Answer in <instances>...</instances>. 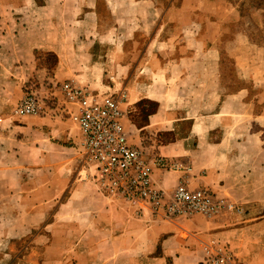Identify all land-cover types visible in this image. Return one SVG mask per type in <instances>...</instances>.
<instances>
[{
    "label": "crops",
    "instance_id": "obj_1",
    "mask_svg": "<svg viewBox=\"0 0 264 264\" xmlns=\"http://www.w3.org/2000/svg\"><path fill=\"white\" fill-rule=\"evenodd\" d=\"M219 1L226 8L186 0L166 12L191 21L195 12L239 18L231 2ZM98 3L0 0V110L28 91L50 97L39 115L1 122L0 264H203L214 245L231 249L237 264H264V65L255 56L246 64L238 53L230 56L242 85L229 91L221 50L207 40L187 41L188 52L174 60L163 58L154 37L143 55L131 58V51L128 60L121 42L108 45ZM37 52L56 57L50 73ZM66 81L90 90L123 84L131 110L156 104L145 124L127 118L133 143L149 139L147 155L192 165V187L226 196L245 212L168 219L105 196L83 167L69 116L76 108L56 89ZM165 133L174 138L160 146L156 137ZM171 173L155 168L154 181L172 190L181 174Z\"/></svg>",
    "mask_w": 264,
    "mask_h": 264
},
{
    "label": "built area",
    "instance_id": "obj_2",
    "mask_svg": "<svg viewBox=\"0 0 264 264\" xmlns=\"http://www.w3.org/2000/svg\"><path fill=\"white\" fill-rule=\"evenodd\" d=\"M66 101L76 110L69 113L80 131L83 167L110 198L132 207L147 209L155 216L189 220L195 216L218 218L225 213L240 215L242 205L207 188L192 187V165L170 160L130 143L126 112L122 108L125 93H98L73 82L58 85ZM37 94L30 93L14 109L13 116L39 115L43 108ZM2 119H0V123ZM181 174L175 188H162L154 181V169ZM203 264H237L233 251L214 245L206 251Z\"/></svg>",
    "mask_w": 264,
    "mask_h": 264
},
{
    "label": "rangeland",
    "instance_id": "obj_3",
    "mask_svg": "<svg viewBox=\"0 0 264 264\" xmlns=\"http://www.w3.org/2000/svg\"><path fill=\"white\" fill-rule=\"evenodd\" d=\"M228 1L235 6L234 9H236L237 14H234V16L239 15V18H234L237 21L230 22V19L234 20L230 18L233 14L227 13H220L219 15L216 13H214L215 15H213V13H208L207 17H205L202 12H195L194 21H191L188 19L187 15H183V12H166L170 7L176 6L177 8L186 5V0H99V23L101 30L104 31L106 35L105 37L109 36L110 38L108 41H111V43H108V45L112 48H116L118 43H113V39L121 42L122 49H125L128 60H130L131 51H133V56L131 58L143 55L154 37L159 39L158 47L163 48V58L167 56L168 58H174V60L180 58L185 52H188L183 49L187 41H190L192 44L196 41L201 43L207 40V45L209 43L210 45L219 46L223 58V65L227 72V77L225 76L224 78L225 83L229 91H233V89H236L242 84L235 75L233 60L231 61L230 56L238 53L240 56L245 57L246 60L243 61L245 64L247 63V59H251L255 56L256 58H253V60L256 59L254 63L264 65V0H227L226 2L228 3ZM36 2L40 4L43 3L44 0H37ZM217 3L218 6L222 5V8H226L225 5H223V1L217 0ZM156 6L161 7L163 13L160 12V10L157 11ZM146 10L150 12L147 13L145 12ZM186 25L190 26L185 27ZM114 26L120 30H115ZM34 31H38L37 26ZM168 40H173L174 43H169L168 45ZM160 59L163 61L162 58ZM46 60H49L50 64L53 65L55 63V56L52 54L48 56ZM251 62L252 60L250 63ZM105 80L108 82L107 85L111 84L113 87L115 86L114 80L107 77ZM38 87L40 90L42 89L40 85ZM56 89L58 90L60 88L57 86ZM91 91L98 93H124L123 84L119 85L116 90L102 88L101 90ZM28 94H30V91H28ZM35 94H37V98L41 103L43 100L50 102L47 101L50 100V97L46 100L42 96V92L39 91ZM24 97L19 100L10 97L12 100H8L5 104V108L0 110V119H2V123L10 116H13L14 109ZM128 102L129 98H126L124 104H122V108L126 112L128 121L134 124L137 123V125L147 123L146 114L156 109V106L147 103L150 101H142V103L139 102L140 104H136V109L131 110L130 106L127 105ZM2 123H0V127ZM73 125L75 131L78 133V137H80L78 127L74 123ZM132 134L136 135L135 132ZM169 134L173 133L158 134L156 139L160 141L158 142L160 146L163 145L161 143L171 142L174 135L171 138ZM149 137L151 136L149 135ZM133 141H136V139H131L130 143H133ZM138 143L135 145L140 148ZM141 144L146 152L145 148L151 146L150 144H152V141L146 139L141 142ZM144 145H146V147ZM82 152L83 151H81V156L83 155ZM173 159L180 158L177 157ZM171 174L176 175L177 173L172 172Z\"/></svg>",
    "mask_w": 264,
    "mask_h": 264
},
{
    "label": "trees",
    "instance_id": "obj_4",
    "mask_svg": "<svg viewBox=\"0 0 264 264\" xmlns=\"http://www.w3.org/2000/svg\"><path fill=\"white\" fill-rule=\"evenodd\" d=\"M37 1V0H36ZM41 4V3H40ZM50 55H52V53H42V52H37V60L39 61V64H41L43 67H45L46 69H47V72H49L50 73V71H51V69H52V67H53V65L55 64H53V65H51L50 64V61L49 60H46V59H48V56H50ZM55 62H56V57H55ZM140 103H142V102H140ZM139 103V104H140ZM147 103H150L151 105H154V106H156L157 107V105L156 104H153L152 102H147ZM156 111V109H154L151 113H147V111H146V116H147V119H148V117H149V115L150 114H152V113H154ZM146 119V120H147Z\"/></svg>",
    "mask_w": 264,
    "mask_h": 264
}]
</instances>
